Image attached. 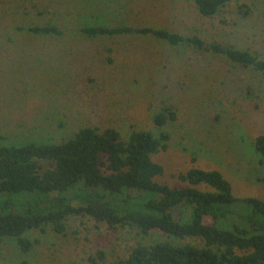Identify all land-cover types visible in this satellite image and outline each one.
<instances>
[{"label": "rangeland", "instance_id": "obj_1", "mask_svg": "<svg viewBox=\"0 0 264 264\" xmlns=\"http://www.w3.org/2000/svg\"><path fill=\"white\" fill-rule=\"evenodd\" d=\"M42 25L60 33L29 30ZM123 25L166 28L264 57V0H231L212 17L194 0H0V143H61L84 126L114 127L124 139L166 130L168 148L153 154L165 169L159 182L183 187L180 172L219 169L236 197L264 200V158L254 146L264 133V74L151 34L83 32ZM159 113L169 115L161 126ZM66 224L64 233L26 231L34 241L27 252L6 236L0 264H88L90 255L116 264L138 244L203 245L90 216Z\"/></svg>", "mask_w": 264, "mask_h": 264}, {"label": "trees", "instance_id": "obj_2", "mask_svg": "<svg viewBox=\"0 0 264 264\" xmlns=\"http://www.w3.org/2000/svg\"><path fill=\"white\" fill-rule=\"evenodd\" d=\"M194 1L200 13L212 17L231 0ZM29 30L60 33L54 25ZM83 32L151 34L172 45L224 55L264 74V57L257 52L207 43L166 28L85 26ZM170 117H175L173 112ZM168 118L159 113L155 121L161 126ZM169 138L166 130H135L124 139L114 127L84 126L61 143H0V254L6 236L15 237L27 252L34 241L22 236L26 231H45L49 226L64 233L70 216L83 215L113 228L130 225L143 234L159 231L175 239L203 241V245L170 240L138 244L116 264H264V200L236 197L219 169L192 166L178 174L188 183L183 187L159 182L165 169L153 154L166 150ZM254 146L264 158V133L255 138ZM88 260L100 264L98 256Z\"/></svg>", "mask_w": 264, "mask_h": 264}]
</instances>
